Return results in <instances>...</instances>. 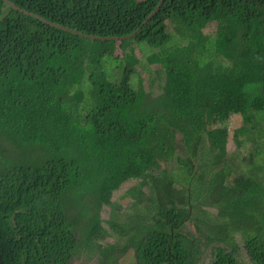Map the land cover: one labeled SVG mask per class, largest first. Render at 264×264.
<instances>
[{"label":"trees","instance_id":"trees-1","mask_svg":"<svg viewBox=\"0 0 264 264\" xmlns=\"http://www.w3.org/2000/svg\"><path fill=\"white\" fill-rule=\"evenodd\" d=\"M8 1L22 12L0 0L2 264H199L201 250L243 264L241 235L264 264V187L247 190L264 165V0H165L134 37L160 0ZM154 66L158 97L141 75ZM233 115L239 156L252 148L241 171L219 126ZM139 179L123 219L114 195Z\"/></svg>","mask_w":264,"mask_h":264},{"label":"rangeland","instance_id":"rangeland-1","mask_svg":"<svg viewBox=\"0 0 264 264\" xmlns=\"http://www.w3.org/2000/svg\"><path fill=\"white\" fill-rule=\"evenodd\" d=\"M215 29H216V24H212L210 25L206 30L205 33L209 34V35H213L215 33ZM137 49V55L144 59L141 55L140 52V48L136 46ZM114 52V50L112 49V53ZM161 66H154L150 68V72H146L141 70V75L142 78L145 81V86L146 89L151 92L152 96L151 97H158L160 94V90L157 88H152L151 89V85H150V81L155 78L156 76L161 75ZM221 126H227L228 132H229V143H228V149L231 150V154L230 157L235 156V158L232 160V164L234 166L238 165V161L236 159V154L235 151H238V149H236L235 143H232V138L234 137V135L236 134L235 131L239 128H241L242 126V118L239 115H233L230 120L225 124V123H221L219 125ZM249 140L246 139L243 143V145L245 146L246 143ZM253 149H256L255 146H253ZM252 148H245L242 150V155L241 157V162H243L244 159H247L245 157L249 156L250 152H251ZM9 152H14L13 149L10 147ZM47 154L46 151L44 149H39L37 150L32 157H43L46 158ZM244 157V158H243ZM162 168L164 169H168L169 171H171L174 168V165H170V166H166V165H162ZM256 170L259 169V167L255 168ZM261 169L263 170L261 174L259 173H255L254 177L252 179L251 183L247 184V190L249 191V193L251 194L252 192H255V186L257 187H264V165L261 167ZM140 183L139 180H133V181H129L127 183H125L122 188L120 189L119 192L115 193L114 198L115 200L120 204L121 207V211L119 212V214L123 217V219L126 218V213L131 211L132 207H131V201L129 199H125L123 198L125 192L133 187V186H137ZM258 202H264V198L260 197ZM136 203V202H134ZM79 204L81 207L78 210H75V212H72V214L69 217V222L73 223L75 221V217L78 213L82 212L83 209V205L86 204V202H80V203H76ZM138 206H140L138 203H136ZM108 215H109V211L107 209H105L103 211V216L104 219L107 220L108 219ZM85 222V221H84ZM104 231L103 233H108V236H104L102 234L98 235L97 240L100 244H102L105 247V250L107 248H113L114 244L117 243V237L113 235V232H111V230L106 226L103 225ZM244 243H245V239L243 237V235H241V239H239V245H240V251H239V256L238 259L239 261H241L243 264H253L249 257L247 256V254L245 253V249H244ZM260 246V245H259ZM212 253L213 250L210 251H206L204 252L203 250H201V255H200V263L199 264H209L211 258H212ZM71 264H100L99 258L97 257L96 259H94L93 261H91L90 263L87 261L86 263H81L80 260L75 259Z\"/></svg>","mask_w":264,"mask_h":264},{"label":"clouds","instance_id":"clouds-1","mask_svg":"<svg viewBox=\"0 0 264 264\" xmlns=\"http://www.w3.org/2000/svg\"><path fill=\"white\" fill-rule=\"evenodd\" d=\"M161 1L162 0H160L159 1V3H158V5L157 6H155L154 7V9L148 14V17L146 18V20L143 22V24H142V26L134 33V34H132V36L134 37L138 32H140V30H141V28L142 27H144L145 25H147L149 22H151L152 21V19L154 18V17H158L159 16V14L161 13V8H162V6H163V4H164V2H165V0L163 1V3H161ZM0 123H1V121H0ZM227 127V126H226ZM28 130V129H27ZM26 130V131H27ZM12 148V147H11ZM26 149H27V147H25ZM13 149V148H12ZM13 151H15L14 149H13ZM9 152V151H8ZM235 154H236V159H237V161H238V165H237V168L240 170V156H239V154H238V151H235ZM241 154H242V150H241ZM250 155V154H249ZM261 155V154H260ZM235 158V156H232V157H229V161H230V164H231V166L232 167H235L231 162H232V160ZM245 158H247L248 159V156L247 157H245ZM241 171V170H240ZM237 172H235V174H236ZM129 181H133V180H126L123 184H122V186L125 184V183H127V182H129ZM137 181V180H136ZM139 181H140V183H142V179H139ZM139 183V184H140ZM196 183V180H194L193 182H192V187H193V185ZM138 184V185H139ZM137 185V186H138ZM122 186H121V188H122ZM133 187H136V186H133ZM132 188V187H131ZM130 189V188H129ZM128 189V190H129ZM143 191H144V193H146V194H148V188H144L143 189ZM123 198H124V200L125 199H129L130 201H131V207H132V209H131V211H129V212H127L126 213V215H130V214H132L134 211H136L137 209H140L137 205H136V201L134 200V199H132L129 195H127L126 194V192H125V194H124V196H123ZM134 202H136V203H134ZM205 210H207L210 214H211V219H216L217 217V215L219 214V212H221V209L220 208H210V207H203ZM121 211V208H120V210H119V212ZM69 217H70V215L68 216V218H66L65 217V222H64V224L66 225L67 224V221H69ZM70 223V222H69ZM70 224H72V223H70ZM137 223H131V225H130V227H128V228H126L127 230L128 229H130L131 227H133V226H135ZM108 227V226H107ZM104 236H108V235H105V234H103ZM100 241V240H99ZM99 243V242H98ZM117 244V243H116ZM116 244H114V247L113 248H107V250L108 251H114L115 250V247H116ZM102 245V244H101ZM118 245V244H117ZM103 246V245H102ZM104 247V246H103ZM105 248V247H104ZM114 257V256H113ZM111 259H112V256H111Z\"/></svg>","mask_w":264,"mask_h":264},{"label":"water","instance_id":"water-1","mask_svg":"<svg viewBox=\"0 0 264 264\" xmlns=\"http://www.w3.org/2000/svg\"><path fill=\"white\" fill-rule=\"evenodd\" d=\"M3 1H4L5 3H7V4H8L11 8H13L14 10L19 11V12H22L21 9H20L19 7H17L15 4H13L12 2H10V1H8V0H3ZM163 1H164V0H162L161 3H163ZM26 14H27V15H30V16H33V17H35V18H38V19L43 20L42 18H40V17H38V16H36V15H34V14H30V13H26ZM43 21L46 22L45 20H43ZM55 26H56V25H55ZM57 27L62 28V29H66V28L61 27V26H57ZM70 32L76 34L75 31H70ZM132 37H133V36H132ZM0 264H2L1 252H0Z\"/></svg>","mask_w":264,"mask_h":264}]
</instances>
